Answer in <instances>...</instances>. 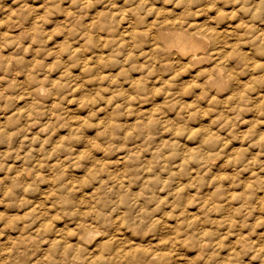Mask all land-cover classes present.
Segmentation results:
<instances>
[{
    "label": "rangeland",
    "instance_id": "rangeland-1",
    "mask_svg": "<svg viewBox=\"0 0 264 264\" xmlns=\"http://www.w3.org/2000/svg\"><path fill=\"white\" fill-rule=\"evenodd\" d=\"M0 264H264V0H0Z\"/></svg>",
    "mask_w": 264,
    "mask_h": 264
},
{
    "label": "bare ground",
    "instance_id": "bare-ground-1",
    "mask_svg": "<svg viewBox=\"0 0 264 264\" xmlns=\"http://www.w3.org/2000/svg\"><path fill=\"white\" fill-rule=\"evenodd\" d=\"M214 76V75H213ZM209 77V76H208Z\"/></svg>",
    "mask_w": 264,
    "mask_h": 264
}]
</instances>
